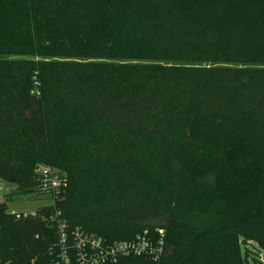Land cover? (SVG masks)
Segmentation results:
<instances>
[{
	"label": "trees",
	"instance_id": "16d2710c",
	"mask_svg": "<svg viewBox=\"0 0 264 264\" xmlns=\"http://www.w3.org/2000/svg\"><path fill=\"white\" fill-rule=\"evenodd\" d=\"M56 112L113 139L103 163L120 158L119 133L155 142L128 157L105 205L77 185L62 197L41 174L21 178L23 155L47 164ZM0 149L11 196L52 201L26 217L6 214L10 196L0 204V264H51L59 238L43 217L56 211L69 234L108 243L165 230L163 264H257L264 0H0Z\"/></svg>",
	"mask_w": 264,
	"mask_h": 264
},
{
	"label": "rangeland",
	"instance_id": "374dc122",
	"mask_svg": "<svg viewBox=\"0 0 264 264\" xmlns=\"http://www.w3.org/2000/svg\"><path fill=\"white\" fill-rule=\"evenodd\" d=\"M54 121L55 133L52 136L56 141L51 155L43 158L47 164H42L39 167L31 162L28 163V157L23 155L21 160L22 177H20L25 179L34 173L40 174L46 169L50 170L59 179L60 196L63 197L69 188L77 185L82 192L95 191L96 193H92V195H96L101 206L105 205L107 189H113L117 184L120 170L123 167L130 168L131 160L128 157L133 153L143 151L150 155L155 144L152 140L138 142L131 132L124 131L118 134L119 138L116 143L119 146L115 147L117 148L115 153L119 155L120 158L117 159L120 160L121 165L117 164V159L112 164L103 163L102 155L108 151L104 147V142L109 140L108 136L101 137L99 131L93 129L87 132L73 113H57ZM109 141L113 142V139ZM0 152L2 153L1 149ZM122 155H126V158ZM15 190V184L0 178V204L7 201V196L11 197L7 203V215L12 213L34 214L39 208L52 204V201L40 197L11 196ZM7 225L10 226L9 223ZM256 259L260 264L257 257ZM250 264H256V262L252 260Z\"/></svg>",
	"mask_w": 264,
	"mask_h": 264
},
{
	"label": "built area",
	"instance_id": "2783aa9c",
	"mask_svg": "<svg viewBox=\"0 0 264 264\" xmlns=\"http://www.w3.org/2000/svg\"><path fill=\"white\" fill-rule=\"evenodd\" d=\"M40 174L45 180H51L56 189L60 188L59 179L52 171L46 169ZM20 214L12 213L11 215L20 217ZM23 214L25 217L30 215V213ZM43 220L55 225L59 238L57 245L59 251L51 264H118L121 259L129 257L144 258L149 264L164 263L165 230L146 231L132 241L108 243L100 237L87 235L79 230L69 234L60 211L44 216ZM250 250L256 253L254 257L258 258L260 264H264V250L258 251L252 246Z\"/></svg>",
	"mask_w": 264,
	"mask_h": 264
}]
</instances>
